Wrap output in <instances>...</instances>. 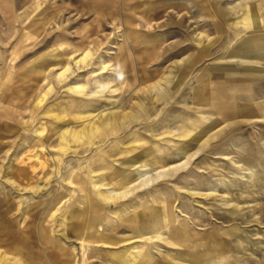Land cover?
I'll return each mask as SVG.
<instances>
[{"label": "rangeland", "instance_id": "374dc122", "mask_svg": "<svg viewBox=\"0 0 264 264\" xmlns=\"http://www.w3.org/2000/svg\"><path fill=\"white\" fill-rule=\"evenodd\" d=\"M260 40L264 0H0V264H264Z\"/></svg>", "mask_w": 264, "mask_h": 264}, {"label": "crops", "instance_id": "0c3cea01", "mask_svg": "<svg viewBox=\"0 0 264 264\" xmlns=\"http://www.w3.org/2000/svg\"><path fill=\"white\" fill-rule=\"evenodd\" d=\"M140 7L137 4H134L133 9L134 11L139 9ZM238 25H241L244 29H251L254 28V26H257V23L255 22V19L253 18L252 13L250 15H247L243 17L242 21L238 23ZM251 41L244 42L240 45L239 49L245 51H250V53L253 54V56L260 58L261 60H264V40H260L255 44H252L253 47H251ZM246 56V55H245Z\"/></svg>", "mask_w": 264, "mask_h": 264}, {"label": "bare ground", "instance_id": "6f19581e", "mask_svg": "<svg viewBox=\"0 0 264 264\" xmlns=\"http://www.w3.org/2000/svg\"><path fill=\"white\" fill-rule=\"evenodd\" d=\"M123 194H125V193H122L121 195L123 196ZM125 196V195H124Z\"/></svg>", "mask_w": 264, "mask_h": 264}]
</instances>
